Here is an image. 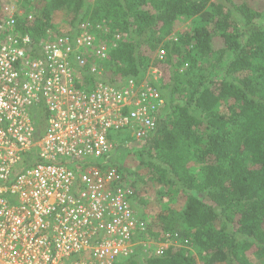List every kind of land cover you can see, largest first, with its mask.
I'll return each instance as SVG.
<instances>
[{
    "label": "built area",
    "instance_id": "built-area-1",
    "mask_svg": "<svg viewBox=\"0 0 264 264\" xmlns=\"http://www.w3.org/2000/svg\"><path fill=\"white\" fill-rule=\"evenodd\" d=\"M33 16L0 0V264H130L188 247L177 232L149 234L113 160L165 114L159 69L110 82L102 63L119 33L83 20L35 43L20 29Z\"/></svg>",
    "mask_w": 264,
    "mask_h": 264
},
{
    "label": "trees",
    "instance_id": "trees-1",
    "mask_svg": "<svg viewBox=\"0 0 264 264\" xmlns=\"http://www.w3.org/2000/svg\"><path fill=\"white\" fill-rule=\"evenodd\" d=\"M19 1L32 4L33 20L20 29L35 43L55 13L70 16L68 26L89 20L103 23L108 38L119 33L102 63L110 82L161 72L165 114L135 151L145 172L120 168L135 199L151 185L181 195L148 230L157 240L177 232L188 247L130 264H264V0ZM193 17L169 37L179 19Z\"/></svg>",
    "mask_w": 264,
    "mask_h": 264
},
{
    "label": "rangeland",
    "instance_id": "rangeland-1",
    "mask_svg": "<svg viewBox=\"0 0 264 264\" xmlns=\"http://www.w3.org/2000/svg\"><path fill=\"white\" fill-rule=\"evenodd\" d=\"M52 22L55 27L65 28L70 24V16L64 13H55ZM196 22L197 17H193L190 19H179L172 33L177 36L179 32L189 29ZM171 35L169 36L170 38ZM156 54H158V51L156 52ZM217 108L219 111H224V107L222 105H218ZM135 151L136 150L133 149V147L118 148L114 152L115 155L113 160L119 166L125 165L127 167L126 169L130 171L144 173L145 170L143 166L138 162L139 157L137 155V152ZM135 201L136 203L134 204V209L136 210V212L140 213V215H142L148 222H152L157 214L165 210L167 207H179L183 202V198L179 193H170L167 192V189H165L164 187L158 188L157 186L151 185L144 188L143 190H139L138 196ZM189 251L192 255H195L197 260H199L196 250L190 248Z\"/></svg>",
    "mask_w": 264,
    "mask_h": 264
}]
</instances>
